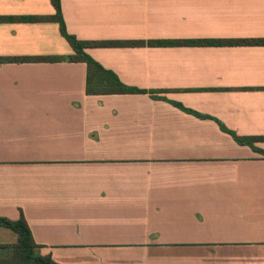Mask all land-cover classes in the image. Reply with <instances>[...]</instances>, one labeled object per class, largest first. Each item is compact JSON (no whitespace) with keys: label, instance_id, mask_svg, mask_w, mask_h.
<instances>
[{"label":"crops","instance_id":"obj_1","mask_svg":"<svg viewBox=\"0 0 264 264\" xmlns=\"http://www.w3.org/2000/svg\"><path fill=\"white\" fill-rule=\"evenodd\" d=\"M60 11L77 41L141 43L84 52L146 93L86 95L82 62L0 61V218L56 264H264V155L220 128L264 138V0ZM54 14L0 0V59L73 56L57 23L23 20Z\"/></svg>","mask_w":264,"mask_h":264},{"label":"trees","instance_id":"obj_2","mask_svg":"<svg viewBox=\"0 0 264 264\" xmlns=\"http://www.w3.org/2000/svg\"><path fill=\"white\" fill-rule=\"evenodd\" d=\"M51 5L55 10V14L50 18H27L25 21H52L58 24L59 31L63 38L71 46L74 55L67 59L64 57H41V58H6L0 59L5 62H62L69 60L71 62H82L86 65V95H111V94H145L146 91L128 87L119 82L117 77L110 71L104 70L96 61L91 59L84 49L87 47H128L140 46L141 43L136 42H93L85 43L77 41L74 37L66 33L65 25L60 11V0H50ZM197 42H153L150 45H175V44H211ZM251 43V42H245ZM184 112L192 114L199 118H205L190 110L183 109ZM222 131L230 134L237 144L247 145L253 148L256 152L264 155V151L256 149L253 144L264 138L255 137H238L232 132L227 131L220 125ZM0 227L9 229L17 234V242L13 245H0V264H56L49 256H42L39 253V246L32 239L31 232L23 219L20 217L17 221H10L5 218H0Z\"/></svg>","mask_w":264,"mask_h":264}]
</instances>
